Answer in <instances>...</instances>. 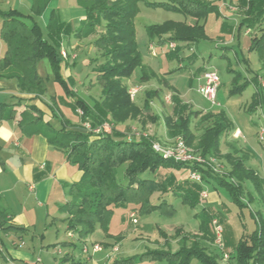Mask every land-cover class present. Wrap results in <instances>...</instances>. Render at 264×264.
Listing matches in <instances>:
<instances>
[{"label":"trees","instance_id":"1","mask_svg":"<svg viewBox=\"0 0 264 264\" xmlns=\"http://www.w3.org/2000/svg\"><path fill=\"white\" fill-rule=\"evenodd\" d=\"M32 1L29 13L0 8V40L6 44V51L0 58V79H14L21 93L41 97L47 94L48 88L46 79L38 71V66L43 59H48L55 81L68 96L74 98V101L70 102L73 111L77 113L78 108L83 110L80 121L88 119L93 126L104 122L113 125L109 133L96 134L87 131L81 123H72L65 117L56 105L57 101H53L57 109L54 106L52 109L61 124L59 128L51 121H45L42 110L34 104L27 106L20 114L19 126L25 135L43 134L51 145L66 154L70 164L76 165L82 172L81 179L70 186L71 198L60 207L61 213L67 215L64 219L67 222V230L74 232L78 239H86L94 235L100 227L107 237H112L109 224L115 206L134 204L138 216L153 212L172 216L176 212L174 204L164 198L155 203L151 200L154 194L173 192L175 196L183 198L185 204L195 209L201 201L200 196L206 185L225 188L237 204L246 205L242 200L245 193L249 195V202L256 200V197L246 190V183L249 182L258 197L264 201V178L254 168L246 165L243 156L232 152L222 154V136L232 128L226 112L220 110L202 116V121L213 123L207 126L202 134L197 135L192 129V124L201 116V111L185 103L166 79L162 80L163 84L173 93V112L164 119L170 137L182 136L188 145L196 147L205 157L216 156L225 159L229 166L226 175L215 174L197 163H182L164 158L154 151L150 139L128 138L116 127L129 119L142 116L144 110H149L152 99L161 96V89L148 91L149 99L146 106L141 108L125 83L136 68H142L144 81L150 79L137 42L135 20L141 10L140 3L144 2L149 7L164 8L195 19L193 24L167 20L147 25L148 35L152 39L158 38L159 43L197 42L208 38L206 22L209 15L216 13L220 17L216 3L207 0H77L85 11V19L79 26L73 29L61 21L53 10L47 24L46 36L36 17L45 13L51 0ZM241 8L245 16L238 23L239 33L243 28L257 29L262 25L264 0H242ZM65 34L76 39L96 35L94 44L100 55L95 60L97 64L93 71L101 86V98L91 104L75 95L61 74L63 58L59 46ZM251 42V49L262 53L264 30L260 35L253 36ZM178 51L179 48L173 55H177ZM256 78L258 82V76ZM249 83L250 81L246 80L235 86L232 92L244 91ZM259 93L258 91L254 94L250 109H257L259 106ZM52 98L54 99V96ZM17 105L0 101V121L15 119ZM150 119L157 121L158 116L152 115ZM123 165L126 183L118 180V169ZM167 166L197 170L202 173L203 180L198 183L189 178L179 181L175 177H142L147 171L157 175L159 170ZM212 209L210 206H204L196 213V216L201 217L199 232L182 235L181 245L177 250L149 248L141 254L117 259L114 264H141L145 261L163 260L168 264H191L194 259L202 264H220L218 254L208 253L202 244L204 240L214 242L215 239L211 223L220 211ZM251 214L256 224L255 229L250 235L241 238L231 252L232 258L237 260L238 264H264V215L260 210L252 211ZM220 219L223 222L224 219ZM5 223V214L0 211V226ZM161 234L167 242V233L161 231ZM224 240L225 246L228 247L226 230ZM72 244L75 245V242L64 243L65 246ZM59 264L86 262L76 258L72 251L66 253Z\"/></svg>","mask_w":264,"mask_h":264},{"label":"rangeland","instance_id":"2","mask_svg":"<svg viewBox=\"0 0 264 264\" xmlns=\"http://www.w3.org/2000/svg\"><path fill=\"white\" fill-rule=\"evenodd\" d=\"M5 1L1 0L0 5L4 4ZM3 6L8 7L5 4ZM139 6L141 10L135 20L137 42L150 79L144 81L142 68H136L131 78L128 79L129 81L125 80V83L130 89H139L134 95V100L141 108L146 106L147 99H149L148 91L161 89V96L152 99L148 106L149 110H144L142 116L129 119L116 127L123 131L128 138L144 137L150 139L151 142L170 145L174 139L170 137L164 119L173 112V93L164 86L162 80L166 79L185 103H189L193 109L201 111V116L195 119L192 124V129L197 135L202 134L204 129L213 123V121H202V116L220 110L226 112L232 123V128L230 127L229 131L222 136V154L232 152L243 156L246 165L253 166L264 178V51L260 53L251 49V39L258 34L257 31L247 33V29L243 28L239 33L238 20H231L229 17H225L222 12H219L220 17L216 13H212L206 22L208 38L197 42H178L177 47L172 49L169 42L159 43L158 38H150L146 26L163 23L167 20L186 21L190 17L164 8L149 7L144 2H141ZM21 10L26 12L25 7H21ZM53 10L61 21H68L66 23L73 29H76L85 17V11L77 0H51L45 13L36 17V21L46 36L47 24ZM65 36L67 37V34ZM65 36L59 46L60 53L62 50H66L68 53L67 59L61 56L63 58L61 74L64 80L79 98L90 103L100 99L101 86L93 71L97 64L95 60L100 55L94 44L96 35L79 39L80 42L73 48L67 47L66 40L64 44ZM71 37L74 38V36ZM177 48H179L178 54L173 55ZM68 59L69 64H67ZM207 70L215 71L220 77L221 84L216 96L219 105L213 104L198 91V78ZM38 71L47 81L48 95H53L56 98L57 104L67 117H74L78 124H82L80 115L75 113L70 105L71 98H74L68 96L62 86L55 81L48 59H43L40 62ZM256 76H258L259 83ZM246 80H249L250 83L244 91L232 92L235 86L241 85ZM258 91L261 102L257 109H250L249 106L253 102L254 94ZM152 115H157L158 120L150 119ZM239 130L241 131L240 134L238 133ZM189 146L199 151L196 147ZM202 156L207 161H211L212 158L215 159L213 164L211 162L210 164L204 163L203 166L215 174L226 175L229 166L225 159L216 156L205 157L203 154ZM156 176L161 178L175 177L179 181H184L189 178L190 170L167 166L159 170L157 175L150 171L142 174L143 178ZM118 180L121 183L127 182L125 165L118 169ZM204 190L208 192V196L205 198L200 196L201 201L195 209L185 204L183 198L175 196L173 192L159 193L158 195H163L164 199L174 204L175 214L169 216L153 212L145 216H138L139 222L136 224L130 219L131 211L137 208L134 204L115 206L109 224V232L113 238L117 235H124L123 241L118 243L117 251L113 250L114 245L103 246V250L94 254L91 264H114L117 259L141 254L149 248L160 247L177 250L181 245L180 238L182 235L199 232L201 217L196 216V213L204 206L207 208L210 206L214 211H220L217 212L219 215L216 218L219 221L221 217L224 219L223 222H220L224 231H227L229 245L228 247L225 246L224 233L223 249L217 244L216 238L214 242L204 240L202 244L208 253L218 254L220 264H238L237 260L232 258L231 252L241 238L250 235L255 229L256 224L251 212L260 210L264 215V201L258 197L255 188L249 182L246 183V190H249L256 197V200L249 202V195L245 193L242 200L246 205L237 204L227 190L220 186L206 185ZM209 195L210 198H218V200L215 199V203H210ZM151 200L158 201L155 195L151 197ZM58 226L60 233L71 239L70 234L65 232L64 225L58 224ZM212 229L213 221L211 223ZM161 231L167 233V242ZM92 236L95 241L105 239V233L100 227ZM72 239L77 245L76 249L80 250L82 246L80 240L77 237H72ZM143 264H168V262L165 260L145 261ZM191 264L202 263L194 259Z\"/></svg>","mask_w":264,"mask_h":264},{"label":"crops","instance_id":"3","mask_svg":"<svg viewBox=\"0 0 264 264\" xmlns=\"http://www.w3.org/2000/svg\"><path fill=\"white\" fill-rule=\"evenodd\" d=\"M207 1L216 3L219 12L231 20H238V23L245 16L241 8L242 0ZM4 4L8 7L3 6ZM4 4L0 5L1 9L22 11L21 7H25L26 12H29L33 1L6 0ZM186 21L193 24L195 19L188 18ZM263 30L264 22L257 29L248 28L246 32L257 31L259 34ZM63 40L64 44L66 40L69 48H73L80 42L79 39L70 35ZM5 51L6 44L0 40V58ZM67 64H69V59ZM198 81L200 84L202 79L198 78ZM52 96L48 93L41 97L24 94L19 91L16 80L0 79V101L18 104L15 107L17 111L15 119L0 121V211L5 214L6 220V223L0 226V264H8V259L21 264H59L60 259L72 251L76 258H81L86 264H91L94 254L98 253L84 255L81 250L82 246L80 250L74 249L76 244L65 246V242H73L74 239L72 236L70 239L61 234L58 226L62 224L65 232H70L64 220L67 215L61 213L60 207L71 198L70 186L81 179V170L76 165L70 164L66 159V154L51 145L43 134L28 136L19 126L21 112L27 106L34 104L42 110L45 121H51L56 128H59L61 124L55 118L52 106L57 105L63 114L64 112L56 103V98L53 99ZM73 101L74 99L71 98V102ZM64 116L67 117L65 114ZM67 118L72 123H77L74 117ZM249 167L254 168L251 165ZM256 171L259 173L258 170ZM158 194L154 195L160 201L164 196ZM215 199L218 200V198H210V203H215ZM75 237H77L76 234L73 238ZM123 238L124 235L114 238L105 235L104 240L95 241L93 236L77 239L80 240L81 245L89 241L90 243L100 242L104 247H109L118 245Z\"/></svg>","mask_w":264,"mask_h":264},{"label":"built area","instance_id":"4","mask_svg":"<svg viewBox=\"0 0 264 264\" xmlns=\"http://www.w3.org/2000/svg\"><path fill=\"white\" fill-rule=\"evenodd\" d=\"M169 45L171 46L172 49H175L177 47V43L175 42H169ZM152 47L154 46L152 45ZM61 54L65 59L68 58V53L66 50H62ZM199 78L202 79V82H200L199 84L198 91L206 99L210 100L213 104L219 105V103L216 101L217 92L221 84L219 75L215 71L207 70L204 71ZM138 90H139L138 88L130 89L133 98ZM77 113L80 116L84 114L83 110L80 108L77 109ZM82 126L85 130L96 134L109 133L112 131V127H113V125L110 124L109 122H104L101 125L93 126L90 120L88 119L82 122ZM238 133H240V131H238ZM173 139L174 140L170 145H164L160 142H152V147L155 152L161 154L164 158L173 159L177 162L189 163V164L197 163L200 165H204V163L210 164L211 162V164H213L215 160L214 158H212L211 161H207V159L204 158L199 151L192 149V147H190L187 144V142L182 136H177ZM189 178L192 181H197V182H201L203 180L202 173L197 170H191ZM201 196L203 198L207 197L208 192L206 190H203ZM130 219L135 224L139 222L138 214L136 210L131 211ZM213 229H214L216 242L219 245V247L223 249L224 229H223V225L216 217L213 219ZM69 234L70 236L73 237L75 233L70 231ZM103 248H104L103 244L100 242L90 243L89 241H85L83 242L81 250L84 255H89L90 253L99 252L103 250ZM113 250L117 251L118 245H114ZM8 264H21V263H17L13 259H8Z\"/></svg>","mask_w":264,"mask_h":264}]
</instances>
